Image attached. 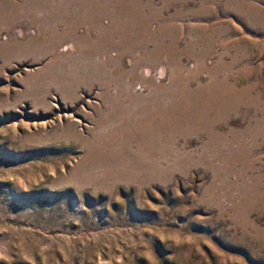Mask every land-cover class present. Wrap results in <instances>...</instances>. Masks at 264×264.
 I'll list each match as a JSON object with an SVG mask.
<instances>
[{"label":"rangeland","instance_id":"obj_1","mask_svg":"<svg viewBox=\"0 0 264 264\" xmlns=\"http://www.w3.org/2000/svg\"><path fill=\"white\" fill-rule=\"evenodd\" d=\"M0 264H264V0H0Z\"/></svg>","mask_w":264,"mask_h":264}]
</instances>
